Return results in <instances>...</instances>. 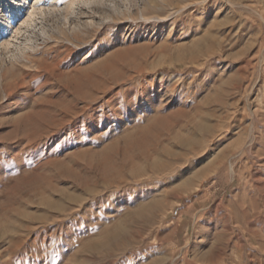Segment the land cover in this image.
<instances>
[{
	"label": "rangeland",
	"instance_id": "rangeland-1",
	"mask_svg": "<svg viewBox=\"0 0 264 264\" xmlns=\"http://www.w3.org/2000/svg\"><path fill=\"white\" fill-rule=\"evenodd\" d=\"M44 6L0 41V264H264V0Z\"/></svg>",
	"mask_w": 264,
	"mask_h": 264
},
{
	"label": "bare ground",
	"instance_id": "bare-ground-1",
	"mask_svg": "<svg viewBox=\"0 0 264 264\" xmlns=\"http://www.w3.org/2000/svg\"><path fill=\"white\" fill-rule=\"evenodd\" d=\"M46 1L47 0H0V41L3 40L4 47L11 43L7 38L12 34L28 30L31 24L36 21V16L38 12L42 11ZM82 1L92 2L93 0ZM71 5L73 7V3H71L70 6Z\"/></svg>",
	"mask_w": 264,
	"mask_h": 264
}]
</instances>
